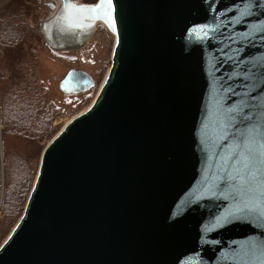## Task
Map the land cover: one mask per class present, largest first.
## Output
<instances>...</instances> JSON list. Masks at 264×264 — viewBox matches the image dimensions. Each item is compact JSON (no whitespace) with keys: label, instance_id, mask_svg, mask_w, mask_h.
Wrapping results in <instances>:
<instances>
[{"label":"water","instance_id":"1","mask_svg":"<svg viewBox=\"0 0 264 264\" xmlns=\"http://www.w3.org/2000/svg\"><path fill=\"white\" fill-rule=\"evenodd\" d=\"M59 1L44 44L81 50L102 23L112 64L43 150L0 264H264V0H113L114 26L80 28Z\"/></svg>","mask_w":264,"mask_h":264},{"label":"rangeland","instance_id":"2","mask_svg":"<svg viewBox=\"0 0 264 264\" xmlns=\"http://www.w3.org/2000/svg\"><path fill=\"white\" fill-rule=\"evenodd\" d=\"M40 1L41 0H24L25 4L31 9L30 24L38 33V24L43 16L42 8L39 6ZM78 1L83 3H95L97 0ZM40 40V42H34L31 48L28 46L26 48L28 56L23 63H26L28 70L27 76L23 77L26 81H30V85L35 89L34 94H32L33 92L28 93L30 98L34 96L36 98L39 95L43 97V101L49 106L48 108H44V111L50 110L54 119L51 130L48 133L49 135L42 140L43 145L39 153H36L35 149H31L32 141L30 139L24 141L25 144L22 142L15 144L18 166H22L23 164V161H19L18 158L27 162L29 159V162H26L28 164L26 172L28 179H30V186L35 182L41 156L45 147L70 120L87 110L98 95L100 87L106 79L112 64V54L116 39L106 26L100 23L97 25V29L86 47L78 51L57 52L46 46L43 39ZM72 69L86 71L94 78L95 86L90 91L81 94L66 95L62 93L59 84ZM40 108L41 104H38L34 112H37ZM29 111L32 112L31 110ZM11 113H13V111H11ZM26 126L34 130L35 127H38V123L28 121ZM1 129L3 128L0 123V208L2 197L6 190L5 156ZM42 143L39 142V144ZM30 156H34L32 161H30ZM16 170H19L18 167ZM31 189L28 190L27 196L25 195L26 200H24L23 204L20 206L19 212L4 216V213L0 210V247L22 217Z\"/></svg>","mask_w":264,"mask_h":264},{"label":"trees","instance_id":"3","mask_svg":"<svg viewBox=\"0 0 264 264\" xmlns=\"http://www.w3.org/2000/svg\"><path fill=\"white\" fill-rule=\"evenodd\" d=\"M0 5V123L3 128L1 138L6 187L0 210L5 216L20 211V206L26 200L25 195L33 185L30 186L26 172L29 159L27 162L18 158L23 161L22 166H18L15 144L30 139L31 149L39 153L42 140L49 135L54 117L50 110L44 111L49 106L43 97L39 95L30 98L28 93L34 94L35 89L23 77L27 76L28 70L26 63H23L28 56L26 48H31L34 42L42 39L30 24L31 9L24 0H0ZM38 104H41V108L34 112ZM28 121L38 123V127L34 130L27 127ZM33 157L30 156V161ZM17 167L19 170H16Z\"/></svg>","mask_w":264,"mask_h":264},{"label":"snow or ice","instance_id":"4","mask_svg":"<svg viewBox=\"0 0 264 264\" xmlns=\"http://www.w3.org/2000/svg\"><path fill=\"white\" fill-rule=\"evenodd\" d=\"M112 4L113 0H97L94 4H76L73 0H63L61 19L66 25L75 28H80L85 22H92L96 19L107 20L110 25L114 26ZM209 27L208 24L197 25L189 31L193 33L204 32ZM204 35L207 33L204 32ZM261 215L264 216V212H261Z\"/></svg>","mask_w":264,"mask_h":264},{"label":"built area","instance_id":"5","mask_svg":"<svg viewBox=\"0 0 264 264\" xmlns=\"http://www.w3.org/2000/svg\"><path fill=\"white\" fill-rule=\"evenodd\" d=\"M39 6L42 8L43 16L41 19L52 18L60 7L59 0H41Z\"/></svg>","mask_w":264,"mask_h":264}]
</instances>
